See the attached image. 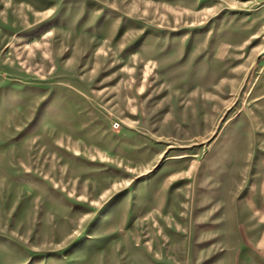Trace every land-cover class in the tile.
Wrapping results in <instances>:
<instances>
[{"label": "rangeland", "instance_id": "rangeland-1", "mask_svg": "<svg viewBox=\"0 0 264 264\" xmlns=\"http://www.w3.org/2000/svg\"><path fill=\"white\" fill-rule=\"evenodd\" d=\"M0 264H264V0H0Z\"/></svg>", "mask_w": 264, "mask_h": 264}]
</instances>
